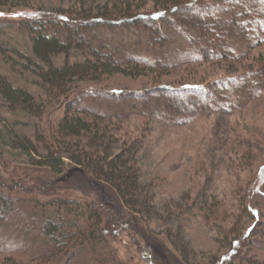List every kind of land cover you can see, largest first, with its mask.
Here are the masks:
<instances>
[{
    "label": "rangeland",
    "instance_id": "rangeland-1",
    "mask_svg": "<svg viewBox=\"0 0 264 264\" xmlns=\"http://www.w3.org/2000/svg\"><path fill=\"white\" fill-rule=\"evenodd\" d=\"M96 1L84 4L80 0H9L8 4H0V73L14 87L30 93L35 107L33 111L13 104L0 93V151L5 157V165L0 162V190L19 198L20 206L28 214L61 215L70 221L83 220L88 204H99L104 211L100 252L126 264H218L219 261L229 264L232 260H220L231 248L224 232L239 218L244 220L243 233L253 225L256 220L250 217L251 206L264 213V88L252 100L233 104L232 112L213 108L191 118L166 111L161 115L165 106L158 96L155 97L159 107L149 112L143 111L147 105L129 109L125 99L119 101L130 112L127 119L101 120L100 128L108 138L117 130L127 139L139 137L143 141L138 155L137 207L140 211L137 216L134 214L133 223L129 208L122 204L118 193L108 183L95 180L68 158H64L60 173L43 161V154L48 150L42 139L53 142L54 136L59 138L55 125L64 114L66 100L79 92H74L77 88H82L80 92L93 90L96 93L91 98L76 96L74 103L80 101L93 108L100 104L105 108L102 92L131 93L130 101L135 94L159 83L203 85L220 77L234 78L251 69V57L240 64L176 62L151 70H132L135 65L131 64L125 73L105 77L99 83L76 82L71 87L74 93L57 99L54 89L34 71L39 61L33 54L32 38L19 23L27 14L95 7ZM53 60L61 65L64 55L55 56ZM232 85L234 83L227 86L232 88ZM227 86L222 85L220 89ZM232 98L236 100L235 96ZM10 132L28 136L39 153L15 146L8 135ZM110 140L116 148L114 153L123 147L121 139ZM57 148L65 151L63 154L70 153L69 147L62 143L57 144ZM22 175L24 182L18 185L23 186L24 191L17 189V184L4 182ZM31 178L36 181L32 183ZM206 205L215 208V213L204 209ZM126 219L129 224L123 226ZM6 225L13 230L11 223ZM4 234L0 237L5 238ZM255 238L260 240L261 237ZM258 254V264H264V250ZM8 256V253H0V263ZM62 258L63 262L65 255ZM79 261L80 264L98 263L91 261L89 255Z\"/></svg>",
    "mask_w": 264,
    "mask_h": 264
},
{
    "label": "trees",
    "instance_id": "trees-1",
    "mask_svg": "<svg viewBox=\"0 0 264 264\" xmlns=\"http://www.w3.org/2000/svg\"><path fill=\"white\" fill-rule=\"evenodd\" d=\"M80 1L85 4L96 0ZM2 2L8 4L9 0H0V4ZM95 3V7L89 8L27 14L19 23L32 38L33 54L39 61L33 69L54 89L57 99L77 91L74 97L91 98L95 91L80 92L82 88L74 91L71 87L76 82L99 83L105 77L125 73L131 64L135 65L132 70H151L176 62L240 64L248 57L252 61L251 69L234 78L220 77L203 85L159 83L135 94L132 98L135 101L128 100L131 93L121 90L102 92L100 96L105 101V108L100 104L93 108L80 101L74 103V97L66 100L64 114L55 125L59 138L54 136L53 142L45 137L42 139L48 150L43 154V161L60 173L64 158H68L95 180L108 183L118 193L122 204L129 208L133 223L140 211L137 207L138 155L143 141L139 137L127 139L117 130L108 138L100 128L101 120L127 119L130 112L120 104L121 99H125L129 109L147 105L143 111L149 112L159 107L155 97L158 96L164 102L162 106L166 107H162L161 115L167 112L191 118L213 108L219 112H232L233 104L240 105L259 95L264 88V0H97ZM58 55H64L61 65H56L53 60ZM151 55L155 57L151 58ZM127 75L136 76L133 73ZM230 83H234L232 88L227 86ZM222 85L227 89H220ZM0 93L13 104L35 111L33 96L14 87L1 73ZM8 135L15 146L39 151L28 136L11 132ZM112 138L122 140L123 147L115 153ZM59 143L69 147L70 153L60 152ZM0 162L5 163L1 151ZM22 176L4 182L17 184V189L24 191L23 186L18 185L24 182ZM31 181L36 179L31 178ZM1 182L4 183L3 179ZM88 205V213L80 221H70L61 215L38 216L28 214L20 206L19 198L0 190V234L5 233V238L0 237V253L9 255L0 264H80L79 259L87 255L97 264H126L115 256L101 254L99 243L104 233V211L99 204ZM206 208L215 213L211 205ZM249 210L250 217L256 222L243 233L244 220L239 218L224 232L226 239H230L231 248L221 261L258 264V253L264 250V213L253 206ZM128 220L123 226L129 224ZM8 223L13 225V230H9ZM256 236L261 237L260 240ZM145 256L148 257L146 253Z\"/></svg>",
    "mask_w": 264,
    "mask_h": 264
},
{
    "label": "snow or ice",
    "instance_id": "snow-or-ice-1",
    "mask_svg": "<svg viewBox=\"0 0 264 264\" xmlns=\"http://www.w3.org/2000/svg\"><path fill=\"white\" fill-rule=\"evenodd\" d=\"M0 14H2V13H0Z\"/></svg>",
    "mask_w": 264,
    "mask_h": 264
}]
</instances>
